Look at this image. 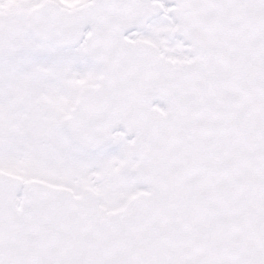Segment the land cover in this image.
<instances>
[{"label": "snow or ice", "instance_id": "6c2138e0", "mask_svg": "<svg viewBox=\"0 0 264 264\" xmlns=\"http://www.w3.org/2000/svg\"><path fill=\"white\" fill-rule=\"evenodd\" d=\"M0 264H264V0H0Z\"/></svg>", "mask_w": 264, "mask_h": 264}]
</instances>
